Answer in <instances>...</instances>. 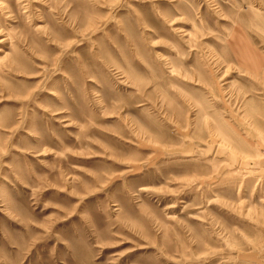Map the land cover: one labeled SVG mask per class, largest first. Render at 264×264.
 I'll return each mask as SVG.
<instances>
[{"label": "rangeland", "instance_id": "1", "mask_svg": "<svg viewBox=\"0 0 264 264\" xmlns=\"http://www.w3.org/2000/svg\"><path fill=\"white\" fill-rule=\"evenodd\" d=\"M0 264H264V0H0Z\"/></svg>", "mask_w": 264, "mask_h": 264}]
</instances>
